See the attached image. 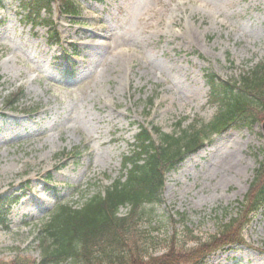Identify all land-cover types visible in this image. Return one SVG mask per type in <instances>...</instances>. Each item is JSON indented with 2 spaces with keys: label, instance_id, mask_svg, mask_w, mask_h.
Instances as JSON below:
<instances>
[{
  "label": "rangeland",
  "instance_id": "374dc122",
  "mask_svg": "<svg viewBox=\"0 0 264 264\" xmlns=\"http://www.w3.org/2000/svg\"><path fill=\"white\" fill-rule=\"evenodd\" d=\"M20 1L0 7V196H21L8 228L0 224L6 262L40 258L48 214L119 177L140 125L170 133L183 118L184 126L209 122L216 106L206 73L239 78L264 60V0H75L77 18L54 2L41 17L53 21L58 43L46 23L20 14ZM18 89V107L6 106ZM73 150L78 157L56 169L58 156ZM263 150L262 121L225 131L189 155V167L166 175L162 201L146 206L142 228L165 237L185 223L208 239L236 213ZM245 239L205 264H264V210Z\"/></svg>",
  "mask_w": 264,
  "mask_h": 264
},
{
  "label": "trees",
  "instance_id": "16d2710c",
  "mask_svg": "<svg viewBox=\"0 0 264 264\" xmlns=\"http://www.w3.org/2000/svg\"><path fill=\"white\" fill-rule=\"evenodd\" d=\"M52 1L23 2L36 18L40 10L50 8ZM61 1L65 11L77 15L73 1ZM207 80L211 102L218 105L211 122L171 134L156 128L158 144L147 129H141L132 154L123 158L121 176L104 189V194L99 191L81 206L61 204L45 223L40 231V261L17 256L10 262L0 259V264H204L212 252L244 242L245 228L264 207V157L236 215L220 222L218 231L208 239L196 237L184 225V232L191 234L189 241L195 242V246L186 247L177 235L158 240L153 232L141 227L147 217L145 204L161 201L167 172L203 146L213 134L230 126L252 124L264 117V61L243 71L239 78L221 81L208 74ZM18 96L19 93L12 96L11 106ZM4 202L0 199L2 223L7 221L9 206V202ZM128 205V213L118 215L120 208Z\"/></svg>",
  "mask_w": 264,
  "mask_h": 264
},
{
  "label": "bare ground",
  "instance_id": "6f19581e",
  "mask_svg": "<svg viewBox=\"0 0 264 264\" xmlns=\"http://www.w3.org/2000/svg\"><path fill=\"white\" fill-rule=\"evenodd\" d=\"M193 158V157H192ZM192 158H188L184 163H183V166H190L191 164H193L192 162H193V160H192ZM182 170V169H181ZM181 170H179V171H181ZM175 175V173H173V176ZM40 199V198H39Z\"/></svg>",
  "mask_w": 264,
  "mask_h": 264
}]
</instances>
